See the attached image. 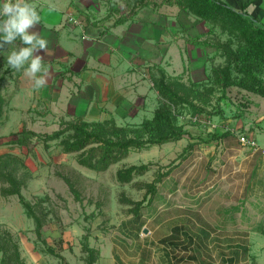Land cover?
Returning <instances> with one entry per match:
<instances>
[{
    "label": "rangeland",
    "instance_id": "374dc122",
    "mask_svg": "<svg viewBox=\"0 0 264 264\" xmlns=\"http://www.w3.org/2000/svg\"><path fill=\"white\" fill-rule=\"evenodd\" d=\"M113 3L117 18L130 16L133 0ZM195 18L184 22L188 29L182 28L177 40L170 39L169 43L175 46H164L162 53L150 56L151 60H140L137 74L146 87L143 91L146 95H141L143 100L134 98L126 109L114 108L95 117L69 111L64 101L56 106L27 100L25 111L20 112L7 108L0 119V156L10 153L25 162L31 178L22 193L32 204H39L47 215L40 241L35 223L25 214L18 197H4L0 192V231L12 234L26 264H85L81 246L85 234H89L91 246L100 251L96 264H179L180 254L176 252L181 251L174 250L177 245L173 243L184 237L196 240L193 255L196 264H264L263 238L246 247L249 253L245 256L236 253L245 248L239 244L244 224L264 219V181L251 176L258 172L254 168L256 162L261 165L264 162L250 161L251 153L237 142L244 131L239 124L252 120V101L246 97L247 91L234 87L223 94L217 88L210 104L200 103L204 109L201 113H194L188 106L178 107L175 110L178 124L186 132L182 140L133 150L104 172L79 165L75 154L62 151L59 140L50 142L49 148L36 139L29 148L6 144L24 128L51 134L60 128L62 120L93 123L113 119L118 126L128 128L132 136V131L152 118L161 105L153 86L156 67L188 85L197 84L207 97L213 84L210 78L213 68L224 64L221 52L213 44L216 40L226 41L227 36ZM20 46H4L9 51L0 65V76H4V92L8 97L18 84V71L7 66V56ZM194 116L201 121L193 122ZM208 121L216 128L211 129ZM226 132L231 133L229 136L235 142L228 148L217 143L219 137H213ZM189 144L193 148L184 153ZM142 164L149 165L146 173L135 176L131 183L118 182V170ZM169 170L170 175L157 184L153 201H146L138 214L132 212L135 203L145 197V184ZM260 172H264V167L261 166ZM61 175L73 181L81 193V203L75 200ZM221 240H226L225 244ZM42 248L54 250L65 260L43 253ZM222 249L237 259L221 260ZM2 258L0 252V264Z\"/></svg>",
    "mask_w": 264,
    "mask_h": 264
},
{
    "label": "crops",
    "instance_id": "0c3cea01",
    "mask_svg": "<svg viewBox=\"0 0 264 264\" xmlns=\"http://www.w3.org/2000/svg\"><path fill=\"white\" fill-rule=\"evenodd\" d=\"M113 1L117 0H28L41 16L40 23L30 31L37 32L47 41V52L51 54H38L43 55V64L52 75L42 89L33 91L22 72L16 88L9 95L10 103L7 108L20 112L25 111L27 100L38 103L43 101L56 106L64 101V106L69 111L79 112L80 116L99 117L108 112L107 110L126 109L127 105H132L134 98L143 100L146 87L140 82L136 68L140 66V60H151L150 56L162 53L164 46H175L174 43H169L170 39L175 37L177 40L182 28L187 31L184 22H189L190 17L195 16L180 11L177 7L149 6L141 9L135 16L120 19L111 7H115ZM221 1L244 12L264 27V0ZM49 4H54L56 10L49 11ZM68 14L85 20L84 32L68 23ZM85 34L88 40L82 39ZM5 48H0V65L6 61L5 53L9 51ZM14 77L17 78L16 75ZM247 95L252 101V120L240 123L239 127H244L243 135L264 147V96L249 92ZM229 138L228 135L217 143L228 148L235 143ZM237 142L251 153L250 161L262 159L264 162V155L243 146L239 139ZM256 163L254 168L258 172H253L251 176L264 181V172H260L264 164L261 165L260 161ZM244 225L246 227L239 244L245 248L236 251L240 256L249 253L246 247L253 242L264 239V219ZM225 242L226 240H221L222 245ZM174 243L173 246L177 245L174 250L181 251L176 252L180 254L177 258L179 264H196L193 256L196 254L194 238L184 237L174 240ZM223 259L237 258L229 256L228 250L222 249L221 260Z\"/></svg>",
    "mask_w": 264,
    "mask_h": 264
},
{
    "label": "trees",
    "instance_id": "16d2710c",
    "mask_svg": "<svg viewBox=\"0 0 264 264\" xmlns=\"http://www.w3.org/2000/svg\"><path fill=\"white\" fill-rule=\"evenodd\" d=\"M149 6L177 7L180 11L195 16L198 21L211 25L212 29L219 30L227 36L226 41L216 40L215 48L221 52L224 64L213 68L210 76L213 84L208 88V96L199 89L198 85L184 83L180 78L169 76L163 68L156 67L153 74V86L157 91L161 105L156 109L150 119L144 120L130 135L126 127L118 126L115 120L89 123L86 121L60 122V128L51 134H40L24 128L7 145L29 148L33 139L44 143L49 148V143L59 140L65 154H75L79 165L95 171H107L128 157L133 150L148 149L167 143L182 140L186 132L178 124V115L175 110L181 106H188L194 113L204 111L200 103L210 104L216 89L223 94L229 88L237 87L249 93L264 96V27L250 18L242 11H238L221 0H133L129 17L135 16L141 9ZM14 45H21L17 40ZM210 46L209 42H204ZM23 46V45H22ZM23 70L18 71V77ZM4 76H0V119L3 117L10 98L4 92ZM230 135L226 132L221 136ZM193 144L184 150L187 153ZM149 170L148 164L132 165L117 171L116 177L121 184L131 183L135 176L143 175ZM170 175V170L159 173L152 183L145 184L147 190L142 201L135 203L132 210L138 214L142 205L151 203L157 194V184L164 177ZM69 187L77 202H82L80 191L73 181L67 176H60ZM31 173L25 162L13 154L7 153L0 156V185L1 195L4 197L16 196L28 218L35 223L37 238L43 241V227L46 214H43L39 204H32L24 197L22 189L27 186ZM82 252L85 254V264H96L100 258V251L90 244L89 234L81 238ZM43 253L57 256L62 261L64 257L56 254L50 248H42ZM0 252L3 254L1 264H26L19 247L9 231H0ZM66 264V263H64Z\"/></svg>",
    "mask_w": 264,
    "mask_h": 264
},
{
    "label": "clouds",
    "instance_id": "9594fccd",
    "mask_svg": "<svg viewBox=\"0 0 264 264\" xmlns=\"http://www.w3.org/2000/svg\"><path fill=\"white\" fill-rule=\"evenodd\" d=\"M49 11L55 5L49 4ZM41 16L36 7L28 0H2L0 3V48L19 40L21 45L7 56V66L17 71L23 70L30 84V90L39 91L51 79V73L43 64L47 52V41L35 31Z\"/></svg>",
    "mask_w": 264,
    "mask_h": 264
},
{
    "label": "built area",
    "instance_id": "2783aa9c",
    "mask_svg": "<svg viewBox=\"0 0 264 264\" xmlns=\"http://www.w3.org/2000/svg\"><path fill=\"white\" fill-rule=\"evenodd\" d=\"M67 20H68L69 24H71L77 28H80L82 30V32L85 31L86 22L84 19L78 18L73 14H68ZM82 39L88 40V36L85 34V35H83ZM192 121L199 123L201 120L198 116H194L192 118ZM208 126L211 129L216 128V126L211 121H208ZM226 131H229V129H226ZM239 142L243 146L249 147L254 153H261L262 155H264V147L260 146L256 140L249 138V136H247L245 134L240 135L239 136Z\"/></svg>",
    "mask_w": 264,
    "mask_h": 264
}]
</instances>
